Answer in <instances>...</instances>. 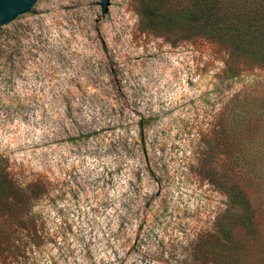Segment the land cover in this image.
I'll use <instances>...</instances> for the list:
<instances>
[{"label": "rangeland", "instance_id": "374dc122", "mask_svg": "<svg viewBox=\"0 0 264 264\" xmlns=\"http://www.w3.org/2000/svg\"><path fill=\"white\" fill-rule=\"evenodd\" d=\"M98 3L44 0L0 33V166L50 188L16 233L40 241L0 264H182L228 203L193 173L200 134L225 108L264 112V69L227 74L215 43L143 31L137 0ZM255 125L239 148L264 186V113ZM246 192L256 226L241 256L264 264V197Z\"/></svg>", "mask_w": 264, "mask_h": 264}, {"label": "trees", "instance_id": "16d2710c", "mask_svg": "<svg viewBox=\"0 0 264 264\" xmlns=\"http://www.w3.org/2000/svg\"><path fill=\"white\" fill-rule=\"evenodd\" d=\"M136 11L143 31L170 44L196 39L215 43L226 56L227 74L253 67L264 69V0H137ZM263 113L251 108H225L209 134H200L205 149L200 152L193 173L209 177L228 203L207 237L199 236L191 242L182 264H188L196 254L212 256L215 264H244L241 255L250 246L256 226V208L250 205L246 187H257L264 197V186L260 185L262 176L257 174L259 166L245 163L246 152L239 145L252 139L254 133L250 132ZM237 119L244 121L242 127ZM49 190L47 180L22 183L0 166V259L38 244L41 237L36 230L23 239L16 233L25 227L28 218L24 216L31 212L36 198ZM28 223L34 227L31 220ZM240 230L243 237L235 238Z\"/></svg>", "mask_w": 264, "mask_h": 264}, {"label": "water", "instance_id": "95a60500", "mask_svg": "<svg viewBox=\"0 0 264 264\" xmlns=\"http://www.w3.org/2000/svg\"><path fill=\"white\" fill-rule=\"evenodd\" d=\"M44 0H0V33L20 23ZM101 14L113 8V0H99Z\"/></svg>", "mask_w": 264, "mask_h": 264}]
</instances>
